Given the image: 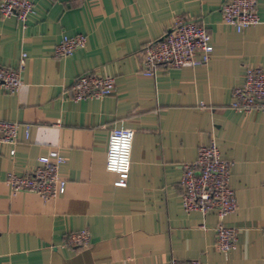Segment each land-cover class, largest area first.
I'll return each mask as SVG.
<instances>
[{"label":"crops","instance_id":"obj_1","mask_svg":"<svg viewBox=\"0 0 264 264\" xmlns=\"http://www.w3.org/2000/svg\"><path fill=\"white\" fill-rule=\"evenodd\" d=\"M31 1L26 25L0 15V65L17 68L28 55L22 88L0 87V120L21 124L19 142L0 149V264H264V113L231 106L247 68L264 69V0L261 22L242 32L224 22L228 0ZM178 18L207 28L210 63L146 74L144 47ZM76 34L88 37L86 47L56 57L62 37ZM86 73L115 76L116 91L75 100L74 83ZM120 127L135 131L126 184L106 167ZM212 139L234 162L239 209L225 222L239 235L229 253L216 246L217 215L182 204L183 165ZM52 150L65 157V193L51 201L14 194L8 175L30 174ZM84 229L87 247L66 243Z\"/></svg>","mask_w":264,"mask_h":264},{"label":"built area","instance_id":"obj_2","mask_svg":"<svg viewBox=\"0 0 264 264\" xmlns=\"http://www.w3.org/2000/svg\"><path fill=\"white\" fill-rule=\"evenodd\" d=\"M35 11L31 0H1L0 15L3 18L17 17L24 25ZM224 22L237 32H242L261 22L258 0H228L222 8ZM88 37L85 34L64 35L58 43L55 56L58 58L73 55L85 48ZM214 52L211 35L207 28L197 21L178 18L168 29L166 35L157 42L144 47L145 73L153 75L162 67L196 68L210 63ZM28 55L23 52L17 68L0 65V87L11 93L18 92L23 86L22 72ZM116 77L86 73L74 83V99L77 101L102 99L116 91ZM232 108L264 113V69L260 66L247 68L244 83L233 91ZM21 124L15 121L0 120V149L2 146L16 145L19 142ZM31 125H26L27 137ZM135 131L120 127L111 131L106 167L118 173L126 184L132 169V151ZM15 153V150H13ZM40 165L33 171L21 176L10 173L7 183L14 194L29 192L40 195L45 201L57 199L65 193L66 181L61 177V166L65 157L57 150L39 159ZM234 162L225 159L215 139L202 145L195 161L183 165L181 185L184 193L182 204L188 213L199 211L203 214L215 213L218 223L215 227L216 246L220 252L229 253L236 249L239 230L226 225V218L239 209L236 191L231 178ZM91 233L84 229L70 234L66 243L71 247H87ZM172 264H204L198 259L174 258Z\"/></svg>","mask_w":264,"mask_h":264}]
</instances>
